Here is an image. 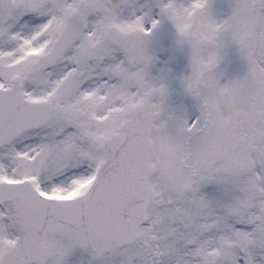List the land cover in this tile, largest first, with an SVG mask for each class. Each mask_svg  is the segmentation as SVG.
Listing matches in <instances>:
<instances>
[{
  "label": "snow or ice",
  "instance_id": "6c2138e0",
  "mask_svg": "<svg viewBox=\"0 0 264 264\" xmlns=\"http://www.w3.org/2000/svg\"><path fill=\"white\" fill-rule=\"evenodd\" d=\"M228 9L0 0V264H264V0Z\"/></svg>",
  "mask_w": 264,
  "mask_h": 264
},
{
  "label": "rangeland",
  "instance_id": "374dc122",
  "mask_svg": "<svg viewBox=\"0 0 264 264\" xmlns=\"http://www.w3.org/2000/svg\"><path fill=\"white\" fill-rule=\"evenodd\" d=\"M215 1H217V0H214V2ZM222 1L223 0H220V5L222 4ZM227 3H228V1H227ZM227 3H225L224 5H221V6L219 5L218 7L214 8L217 15H218V18H224L226 16V14L228 12V4ZM166 31H167V34H169L168 30H166ZM173 36H174L173 34H170L169 38L171 39V37H173ZM173 44H175V43H173ZM183 56H184V53H183ZM159 69H161V67ZM183 70H184L183 68L180 69V71H179V72H181L180 75L183 74V72H182ZM179 72H177V69H176V71H174V75H179ZM173 82L176 83L175 84L176 86H178L177 82H175V81H173ZM173 82H172V85L174 84Z\"/></svg>",
  "mask_w": 264,
  "mask_h": 264
},
{
  "label": "flooded vegetation",
  "instance_id": "af4514ba",
  "mask_svg": "<svg viewBox=\"0 0 264 264\" xmlns=\"http://www.w3.org/2000/svg\"><path fill=\"white\" fill-rule=\"evenodd\" d=\"M228 56V54L226 53V57Z\"/></svg>",
  "mask_w": 264,
  "mask_h": 264
}]
</instances>
